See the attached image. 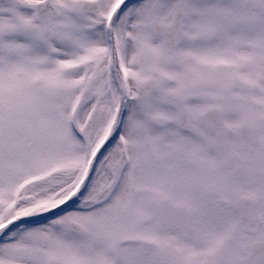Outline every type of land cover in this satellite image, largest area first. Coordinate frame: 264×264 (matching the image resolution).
<instances>
[{
  "label": "snow or ice",
  "instance_id": "obj_1",
  "mask_svg": "<svg viewBox=\"0 0 264 264\" xmlns=\"http://www.w3.org/2000/svg\"><path fill=\"white\" fill-rule=\"evenodd\" d=\"M0 264H264V0H0Z\"/></svg>",
  "mask_w": 264,
  "mask_h": 264
}]
</instances>
